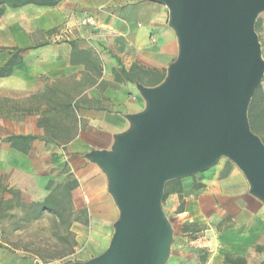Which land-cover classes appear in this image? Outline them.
<instances>
[{
    "label": "crops",
    "instance_id": "0c3cea01",
    "mask_svg": "<svg viewBox=\"0 0 264 264\" xmlns=\"http://www.w3.org/2000/svg\"><path fill=\"white\" fill-rule=\"evenodd\" d=\"M88 16L95 25L82 24ZM168 18L167 7L155 0H59L2 10L0 47L23 50L15 54L11 73L0 77V94L43 95L56 86L57 99L68 98L75 121L68 141L36 138L22 153L6 137L41 136L38 118L59 113L42 107L22 119H0V176L16 191L11 196L0 183V198L12 200L10 217L18 212L14 199L18 206L41 202L56 184L72 180L69 231L75 246L51 259L0 248V264L85 261L107 247L118 209L106 174L85 154L110 150L114 136L129 127L126 116L145 107L137 84L152 87L165 77L178 52ZM7 57L0 51V65ZM161 206L172 230L165 264H264V202L230 159L167 181Z\"/></svg>",
    "mask_w": 264,
    "mask_h": 264
},
{
    "label": "water",
    "instance_id": "95a60500",
    "mask_svg": "<svg viewBox=\"0 0 264 264\" xmlns=\"http://www.w3.org/2000/svg\"><path fill=\"white\" fill-rule=\"evenodd\" d=\"M155 1L168 9L177 56L159 84H137L145 107L126 116L129 127L111 149L85 154L106 174L118 218L100 254L68 264H165L172 241L161 206L165 183L220 157L264 202V144L248 120L264 74L255 31L264 0Z\"/></svg>",
    "mask_w": 264,
    "mask_h": 264
},
{
    "label": "trees",
    "instance_id": "16d2710c",
    "mask_svg": "<svg viewBox=\"0 0 264 264\" xmlns=\"http://www.w3.org/2000/svg\"><path fill=\"white\" fill-rule=\"evenodd\" d=\"M59 0H0V13L5 8H18L27 4L37 6H54ZM262 24L259 18L255 22V30ZM23 50L19 47H0V51H5L8 54L7 59L0 65V77L8 76L13 67L16 65L15 54ZM58 88L53 86L52 89L47 90L48 93L43 95L37 92L26 97H11L0 94V119H22L26 115L37 114L43 107V111L51 110L53 113H59V116L40 117L37 120V126L43 129V135H21L9 134L6 139L11 148H14L22 153H27L30 149L31 143L34 139L49 141L52 143L66 142L74 136L75 121L72 112H69L71 106L70 101L66 99H57ZM61 114V115H60ZM248 120L253 133L259 136L264 144V88L260 85L256 88L248 106ZM0 183L2 184L3 192L16 196V191L8 187L0 176ZM49 183L47 187H50ZM74 182L72 180L64 181L56 184L49 190V193L41 202L21 205L27 212H32V218L37 219L39 216L45 214L52 221L55 226L61 227L64 234H57L58 240L65 243L66 250L59 256L63 257L73 252L75 240L73 234L69 231V224L71 222L70 199L69 191L72 189ZM13 203L10 199L0 198V220L8 217V211L13 209ZM27 215V214H26ZM0 248L8 249L0 242ZM41 259H51L55 257ZM72 261H67L68 264Z\"/></svg>",
    "mask_w": 264,
    "mask_h": 264
},
{
    "label": "rangeland",
    "instance_id": "374dc122",
    "mask_svg": "<svg viewBox=\"0 0 264 264\" xmlns=\"http://www.w3.org/2000/svg\"><path fill=\"white\" fill-rule=\"evenodd\" d=\"M257 18L262 20V24L255 31L264 60V11L259 13ZM259 85L264 88V74ZM14 205L18 212L2 220L0 227L2 233L0 241L6 244L8 250L44 258L59 256L66 250L65 243L58 240L56 234V232L64 234L61 227L57 228L45 214L33 219L32 212H27L22 206L17 205V199H14Z\"/></svg>",
    "mask_w": 264,
    "mask_h": 264
},
{
    "label": "built area",
    "instance_id": "2783aa9c",
    "mask_svg": "<svg viewBox=\"0 0 264 264\" xmlns=\"http://www.w3.org/2000/svg\"><path fill=\"white\" fill-rule=\"evenodd\" d=\"M82 24H88L93 26L96 24V21L92 16H88L82 20Z\"/></svg>",
    "mask_w": 264,
    "mask_h": 264
}]
</instances>
